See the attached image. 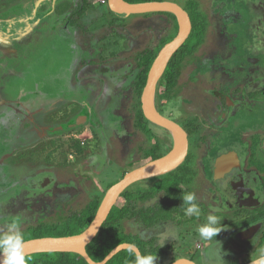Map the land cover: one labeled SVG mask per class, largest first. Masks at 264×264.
I'll list each match as a JSON object with an SVG mask.
<instances>
[{
  "label": "rangeland",
  "instance_id": "rangeland-1",
  "mask_svg": "<svg viewBox=\"0 0 264 264\" xmlns=\"http://www.w3.org/2000/svg\"><path fill=\"white\" fill-rule=\"evenodd\" d=\"M95 1L82 23L96 37L86 34L81 44L73 38L74 28L66 29L70 5L64 1L0 0V226L18 218L25 238L37 227L64 223L126 173L147 163L140 152L153 137L135 126V96L128 89L136 75L133 61L178 31L160 13L124 16L121 22L126 27L112 29L109 5L103 4L107 0ZM191 2L187 8L192 6L206 19L203 42L184 59L171 94L156 95V106L179 124L194 121L199 128L190 137L191 166L198 176L192 190L205 193L217 159L238 155L244 189L252 191L243 199L253 195L257 199L246 205L250 216L264 210V173L249 162L253 158L264 163V57L253 64L245 50L248 39L242 31L250 18L223 17L236 8L247 13L246 5L235 6L231 0ZM55 10L53 20L46 18ZM48 30L53 34H45ZM258 35L264 37V31H252L251 41L258 43ZM221 91L228 106L214 96ZM14 121L17 129L8 132ZM153 130L161 142L171 138L162 128ZM153 179L136 183L131 190L149 188ZM182 219L190 225L179 227L172 221L162 225L165 231L158 227L145 236L147 249L163 253L160 264L183 258L219 264L220 255L225 264H247L264 250V227L246 250L230 244V236L242 228L232 214L219 218L223 228L219 235L228 243L216 248L211 244L203 248L197 232L200 221ZM130 229H135L132 223ZM183 240L195 242L190 256L185 257L189 253Z\"/></svg>",
  "mask_w": 264,
  "mask_h": 264
},
{
  "label": "trees",
  "instance_id": "trees-1",
  "mask_svg": "<svg viewBox=\"0 0 264 264\" xmlns=\"http://www.w3.org/2000/svg\"><path fill=\"white\" fill-rule=\"evenodd\" d=\"M125 1L136 4L165 0ZM109 13L113 17L117 16L110 8ZM160 14L166 15L172 20L174 30L177 32L178 23L176 17L171 13ZM193 24L194 28L189 39L174 55L159 83V94H164L167 97L171 94V90L177 86L178 72L184 59L193 55L203 42L205 30L204 20L194 16ZM172 38L173 37L162 39L154 47L146 48L143 52L134 57L133 63L138 71L128 89L135 96L133 118L136 128L143 134L153 137V141H149L146 147L142 148L140 152L142 153V158L140 159L147 162L163 157L167 154L166 148L172 149L173 146V141L170 137L167 141L161 142L160 138L153 130V128H157V126L153 125L145 118L141 105V97L147 84L151 66L160 50L170 42ZM184 129L190 137L199 132V128L195 125L194 121L186 123ZM256 145L257 144L254 142V150ZM191 161L192 158L191 155H189L185 162L174 171L154 178L149 188L132 191L130 187L123 193L117 205L112 209L107 221L103 224L99 234L87 246V252L92 260L101 262L114 248L121 244L129 243L137 246L143 255L151 254L157 256L156 264H160L158 259L160 251L158 249L146 248L149 242L145 239L144 232L175 220L176 215L179 213V204L172 199V196H177L178 194L181 196L186 187L191 190L190 186L194 184L196 178V171L192 168ZM249 162L252 166L257 167L259 172L264 173V163L256 161L253 158L250 159ZM110 187H108V189ZM159 194H163L165 199L164 203L159 205L156 204L148 208L142 206L145 200H153ZM103 197L104 194L103 196L96 197L84 210L72 213L62 224L52 227H37L30 237H26V240L42 237H65L82 233L94 220ZM260 221H264V210L262 209L250 214L249 218L241 227L245 228ZM129 223L135 226L134 230L130 229L131 231H128ZM262 238L264 239V232ZM152 243L155 244L156 240H152ZM28 257L31 258L30 264H88L82 256L72 252L40 253ZM133 260L134 257L128 255V250H124L117 254L107 264H132Z\"/></svg>",
  "mask_w": 264,
  "mask_h": 264
},
{
  "label": "water",
  "instance_id": "water-1",
  "mask_svg": "<svg viewBox=\"0 0 264 264\" xmlns=\"http://www.w3.org/2000/svg\"><path fill=\"white\" fill-rule=\"evenodd\" d=\"M112 12L120 16L141 15L150 13H171L178 23L176 36L168 42L158 53L148 74L147 84L141 97L142 111L145 118L153 125L169 132L173 141L172 149L163 157L149 161L126 173L116 184L105 193L100 207L92 223L80 234L65 237H42L26 240L25 253L31 256L40 253L72 252L82 256L88 264H107L117 254L128 250L129 243L114 248L101 262H95L87 252V246L99 234L103 224L107 221L112 209L117 205L120 197L134 184L159 177L174 171L182 165L189 155V137L181 125L160 113L156 106L158 85L174 55L187 42L192 33V21L188 12L178 3L172 1H151L132 4L125 0H108ZM232 164V165H229ZM244 173L238 155L230 153L217 159L214 166V180L227 193L237 206H245L250 202L257 203L253 196L249 200L243 199L244 192L252 194L251 190L244 189ZM264 227V221L252 224L232 237L235 245L247 249ZM142 254L140 249L136 246ZM173 264H196L188 259H179ZM247 264H251L247 263Z\"/></svg>",
  "mask_w": 264,
  "mask_h": 264
},
{
  "label": "flooded vegetation",
  "instance_id": "flooded-vegetation-1",
  "mask_svg": "<svg viewBox=\"0 0 264 264\" xmlns=\"http://www.w3.org/2000/svg\"><path fill=\"white\" fill-rule=\"evenodd\" d=\"M36 1V0H34ZM64 1V4L69 6L70 7L68 8V13H66V17H65V25H66V29L67 27L70 28V27H73L74 28V32H73V38L75 39V41L77 43H81L82 42L84 43V40L81 38L83 36H85L87 34V37L90 38V39H94L96 37L95 34H92L90 33V31H88V29L85 27L84 23H82V20H83V17H84V13L86 12L87 8L89 6H91V4H97L95 0H61V2ZM170 1V0H168ZM191 1H194V2H198L199 0H187V3L186 5H181V3H178L177 1H172V2H175V3H178L180 6H182L189 14L190 18H191V21H192V26L194 28V24H193V20H194V16L195 17H198V18H202L206 24V19L203 18L200 14L197 13V11L195 10V8H193L192 6L190 7L189 6V9L187 8V5H193ZM208 1H211V0H208ZM228 1V0H226ZM231 1H234V5L235 6H239V5H246L248 7V12L245 13V14H241L239 12V9L236 8V10H230V11H227L225 13V15H223L224 19L227 20L228 18H237L240 19V20H243V19H249V22H248V25L246 27V29L243 27V33L244 35L247 37L248 41H247V45L245 46V50L247 52V54H251L252 55V59H251V62L254 64H259V62L261 61V59L264 57V37L263 35L261 36H257L256 38L258 39V43H255V42H252L251 41V32L253 31H264L262 30V28L264 27V0H231ZM223 3V1L221 2ZM56 4V3H55ZM103 4H106L108 5V0L107 1H104ZM195 4V3H194ZM228 4V2H227ZM43 5H47V3H43ZM56 15V10L53 14L51 13H47L46 15V18H48L49 20H53L54 19V16ZM117 17V18H116ZM124 16H120V15H117L115 17H113L109 12L107 13V18H108V22H109V26L113 28L115 27H119V28H125V24L123 22H121V20H124L123 18ZM113 21V23H112ZM261 29V30H260ZM193 30V29H192ZM45 34H53L52 30H48L47 33ZM74 41V42H75ZM258 46V51L255 50V47ZM198 49V48H197ZM196 52V51H195ZM194 52V53H195ZM190 57V56H189ZM134 62V61H133ZM93 65H97L96 63L93 64ZM182 66V65H181ZM133 69H135L136 71V74H137V71L138 69L133 66ZM136 76V75H135ZM134 76V78H135ZM133 78V79H134ZM131 84V83H130ZM177 85H178V76H177ZM130 86V85H129ZM159 86V85H158ZM177 87V86H176ZM175 87V88H176ZM174 88V89H175ZM173 90V89H172ZM171 90V91H172ZM157 94L158 93V89H157ZM164 95V94H162ZM165 96V95H164ZM214 96L215 97H220L221 100L223 102H225V105H229V99L227 97V95L221 91V92H216L214 93ZM167 97V96H165ZM159 110V109H158ZM161 113V112H160ZM162 114V113H161ZM165 116V115H164ZM166 117V116H165ZM168 118V117H167ZM171 119V118H170ZM174 121V120H173ZM176 122V121H175ZM16 122L14 121L13 123H10V130L8 132H15V129H17L18 125L19 124H15ZM178 123V122H177ZM188 123V122H186ZM185 123V124H186ZM179 124V123H178ZM181 125L184 129V125ZM159 128V127H158ZM185 130V129H184ZM186 131V130H185ZM5 132V131H4ZM7 132V133H8ZM188 134V133H187ZM1 136V134H0ZM189 137V150H190V136L188 135ZM189 155H190V152H189ZM188 155V157H189ZM187 157V158H188ZM240 160V159H239ZM214 175V174H213ZM244 176H245V172H244ZM198 178V176L196 177ZM202 180L205 181V179L203 178ZM206 184H207V191L205 193H201L199 194V191H194V190H190L188 189L187 191L184 190V192H195L196 196H197V202L198 204L200 205V208H201V216L199 218L193 216V217H190V220H194L195 222H198L200 221L201 224L205 223L206 222V217L207 215L212 212L213 210L214 211V214L217 215L219 218H223L225 215L227 214H232L233 218L235 219H238L239 221L236 223L237 224H243L248 218L249 216L246 215L248 213V209L246 208V205L245 206H237L233 203V201L231 200V198H229V196L227 195L226 192H224L216 183V181L214 180V176L213 178L208 181L206 180L205 181ZM212 186H214V188H216L215 190H212ZM34 189V188H33ZM183 192V193H184ZM246 192H244L245 194ZM249 193V192H248ZM243 194V195H244ZM256 195H253L254 199L256 198L255 197ZM172 199L179 204V208H178V214L176 215V218L174 221H177V226H183V225H190V223L188 222V219H182V217H185L186 215H184V208L181 207L182 204H183V201H182V195L180 196V194H178L177 196L174 195L172 196ZM257 200V199H256ZM158 201L162 203H164L165 199H164V196L163 194H159L156 198H154L153 200H145L144 203L146 204L147 207L145 208H148L150 206H153V205H159L158 204ZM244 217H246V219L244 220ZM244 220V221H243ZM187 221V222H186ZM189 223V224H188ZM167 224V223H166ZM164 225V224H163ZM166 226V225H165ZM246 228V227H245ZM158 228H155V229H151V230H146L144 232V236H146V234H149V233H152L154 232V230H156ZM244 229L243 227L240 228L238 231ZM159 230L161 231H165V229L162 227V226H159ZM158 230V231H159ZM236 231L235 234L238 232ZM233 234V235H235ZM180 235V233H179ZM232 236H230V244H232L237 250H240V251H244L246 249H242L240 248L238 245H235L232 241ZM146 239V238H145ZM228 238H224L220 235H218L217 237H215L212 241H204L203 240V248L204 247H208L209 244H211V246H214V248L216 247H219L222 245V243H228ZM195 242L193 241H187V240H183L182 241V244H185V247H187V250L186 252H188L189 254H187L185 257L187 256H190L191 252H190V248L193 249V244ZM216 245V246H215ZM219 245V246H218ZM251 245V242L248 244V247ZM195 247V246H194ZM202 248V247H201ZM195 249V248H194ZM163 253L160 252L159 254V257L162 256ZM185 259V258H183ZM188 260H191V261H194L192 260L191 258H189ZM195 262V261H194ZM196 263V262H195ZM197 264V263H196Z\"/></svg>",
  "mask_w": 264,
  "mask_h": 264
},
{
  "label": "clouds",
  "instance_id": "clouds-1",
  "mask_svg": "<svg viewBox=\"0 0 264 264\" xmlns=\"http://www.w3.org/2000/svg\"><path fill=\"white\" fill-rule=\"evenodd\" d=\"M177 116L179 113L176 114ZM184 214L188 217L201 216V208L197 202L195 192L182 193ZM213 210L206 217V222L198 229L199 237L204 241H212L223 230L221 221ZM26 238L21 228V221L12 218L0 226V264H30L25 253ZM222 251V247H221ZM223 252V251H222ZM128 255L134 257L132 264H156L157 256L141 254L134 244L128 245ZM219 264H225L223 255L219 256ZM251 264H264V250L258 256H252Z\"/></svg>",
  "mask_w": 264,
  "mask_h": 264
},
{
  "label": "bare ground",
  "instance_id": "bare-ground-1",
  "mask_svg": "<svg viewBox=\"0 0 264 264\" xmlns=\"http://www.w3.org/2000/svg\"><path fill=\"white\" fill-rule=\"evenodd\" d=\"M229 165H232V164L229 163Z\"/></svg>",
  "mask_w": 264,
  "mask_h": 264
}]
</instances>
